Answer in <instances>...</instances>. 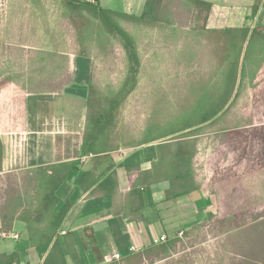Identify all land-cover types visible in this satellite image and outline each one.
Instances as JSON below:
<instances>
[{
	"label": "crops",
	"instance_id": "obj_1",
	"mask_svg": "<svg viewBox=\"0 0 264 264\" xmlns=\"http://www.w3.org/2000/svg\"><path fill=\"white\" fill-rule=\"evenodd\" d=\"M90 1L141 15L147 0ZM205 1L214 6L191 34L203 35L217 71L194 90L207 103L186 108L198 117L185 127L86 154L92 56L73 57L56 89L1 83L0 264H264V6L253 16L257 0ZM247 26L257 33L232 47ZM184 46L192 60L198 44ZM244 94L254 107L236 111ZM213 221L215 234L185 235Z\"/></svg>",
	"mask_w": 264,
	"mask_h": 264
},
{
	"label": "rangeland",
	"instance_id": "obj_2",
	"mask_svg": "<svg viewBox=\"0 0 264 264\" xmlns=\"http://www.w3.org/2000/svg\"><path fill=\"white\" fill-rule=\"evenodd\" d=\"M165 1L174 18L170 25L118 18L140 48L142 65L137 85L117 111L113 142L142 140L149 129L177 122L183 126L198 117L185 115L191 105L207 103L204 96L195 99L201 92L194 90L207 87L217 70L209 48L202 45L203 35L191 34L204 27L205 13L187 0ZM186 40L198 44L192 60L186 58ZM76 55L94 58L96 92L114 96L121 90L128 78L129 58L122 39L109 33L101 20L85 9L69 8L65 0H0V85L16 81L29 91L56 89L69 79ZM261 64L258 58L249 62L248 74L256 77ZM252 106L254 101L244 94L236 111ZM257 108L264 110V100ZM257 119L263 120L264 115ZM214 223L185 235H213L218 231Z\"/></svg>",
	"mask_w": 264,
	"mask_h": 264
},
{
	"label": "trees",
	"instance_id": "obj_3",
	"mask_svg": "<svg viewBox=\"0 0 264 264\" xmlns=\"http://www.w3.org/2000/svg\"><path fill=\"white\" fill-rule=\"evenodd\" d=\"M196 5L200 13H210L214 4L205 0H187ZM67 6L71 9L76 7L85 9L94 17L101 20L107 31L113 35L119 36L129 58V70L128 78L124 82L121 90L114 96H109L104 93L96 92L94 86L90 87V94L88 98V114H87V127L83 141V151L86 154L99 152L106 144L111 140V134L116 125L117 111L123 99L134 89L138 82V73L141 66V59L137 50L136 42L132 34L126 30L118 21V18L142 24H155V23H172L171 14L172 9L169 8L167 1L165 0H147L141 15L128 14L118 10L104 8L97 3H93L89 0H65ZM264 6V2L261 4V0L252 7V15L254 16ZM238 32L237 35L232 36V47H236L237 43H245L249 38L257 33V30L251 31L250 26L235 29ZM252 32V33H251ZM250 42V40H249ZM247 55V54H246ZM238 62L236 65H232L229 68L228 75L231 77L238 74ZM242 74H245V64L243 63L241 68ZM188 118V117H187ZM186 118V119H187ZM211 118V117H210ZM194 120H186L187 124H183L185 127L191 124ZM178 123V122H177ZM176 127H181L178 124Z\"/></svg>",
	"mask_w": 264,
	"mask_h": 264
},
{
	"label": "built area",
	"instance_id": "obj_4",
	"mask_svg": "<svg viewBox=\"0 0 264 264\" xmlns=\"http://www.w3.org/2000/svg\"><path fill=\"white\" fill-rule=\"evenodd\" d=\"M184 234H185V232L183 231V230H181V231H179L178 232V235L179 236H184ZM13 237H18V234H16V233H14L13 234ZM166 239V236L165 235H162L161 237H160V240L161 241H164ZM115 257H120V255L118 254V253H115V255H114Z\"/></svg>",
	"mask_w": 264,
	"mask_h": 264
}]
</instances>
